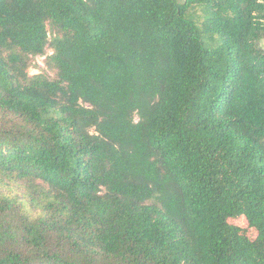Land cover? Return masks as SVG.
Segmentation results:
<instances>
[{
  "label": "trees",
  "instance_id": "trees-1",
  "mask_svg": "<svg viewBox=\"0 0 264 264\" xmlns=\"http://www.w3.org/2000/svg\"><path fill=\"white\" fill-rule=\"evenodd\" d=\"M0 264H264V0H0Z\"/></svg>",
  "mask_w": 264,
  "mask_h": 264
},
{
  "label": "rangeland",
  "instance_id": "rangeland-1",
  "mask_svg": "<svg viewBox=\"0 0 264 264\" xmlns=\"http://www.w3.org/2000/svg\"><path fill=\"white\" fill-rule=\"evenodd\" d=\"M50 50L47 49L46 53L49 54ZM44 57H36L35 61L33 62L31 68L28 70L30 75L44 73L48 74L49 76H53L52 73L46 68L44 62ZM228 222L232 225L239 226L242 229V232L248 236L250 239H254L257 232L254 228L248 226L247 220L244 216H239L236 218H229Z\"/></svg>",
  "mask_w": 264,
  "mask_h": 264
}]
</instances>
